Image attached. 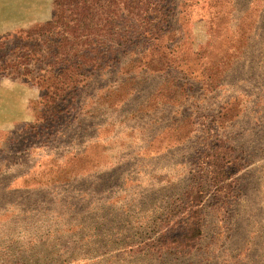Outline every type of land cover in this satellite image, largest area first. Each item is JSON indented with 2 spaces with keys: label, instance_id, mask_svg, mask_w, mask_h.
Segmentation results:
<instances>
[{
  "label": "rangeland",
  "instance_id": "obj_1",
  "mask_svg": "<svg viewBox=\"0 0 264 264\" xmlns=\"http://www.w3.org/2000/svg\"><path fill=\"white\" fill-rule=\"evenodd\" d=\"M176 2L164 70L119 56L54 116L0 75V264H264V0ZM55 11L0 0V39Z\"/></svg>",
  "mask_w": 264,
  "mask_h": 264
},
{
  "label": "trees",
  "instance_id": "obj_2",
  "mask_svg": "<svg viewBox=\"0 0 264 264\" xmlns=\"http://www.w3.org/2000/svg\"><path fill=\"white\" fill-rule=\"evenodd\" d=\"M53 3L56 11L51 20L0 39V75L36 84L43 90L40 102L51 108L50 116L60 113L58 106L74 101L93 76L103 74L106 69H118L119 56L146 57L148 61L143 65L152 71L164 70L169 65L165 60L170 51L166 38L176 0H53ZM121 83L126 81L117 86ZM109 98L105 96L107 101ZM227 152H223L222 158L215 150L210 155L212 166H219V170L214 167L210 171L212 183L221 175L220 163L229 162ZM191 200L195 203L188 207V223L177 229L178 233L171 231L163 238L164 244L177 249L190 248L200 236L197 194Z\"/></svg>",
  "mask_w": 264,
  "mask_h": 264
}]
</instances>
